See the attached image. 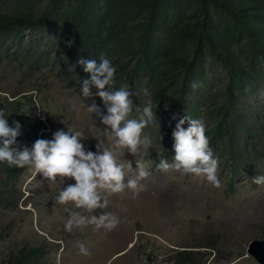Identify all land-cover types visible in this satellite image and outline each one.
<instances>
[{
    "label": "trees",
    "instance_id": "obj_1",
    "mask_svg": "<svg viewBox=\"0 0 264 264\" xmlns=\"http://www.w3.org/2000/svg\"><path fill=\"white\" fill-rule=\"evenodd\" d=\"M19 3L0 0V65H26L36 73L52 62L50 70L81 82L89 74L78 59L99 63L104 56L117 69L116 88L129 84V91L136 95L149 88L156 118L167 105L181 116L191 113L209 118L206 135L214 156L224 161L232 175L233 192L237 177L260 168L264 157V0H23L18 7ZM29 31L46 37L28 42ZM212 63L226 72L220 90L213 85ZM193 82L199 87L192 88ZM23 93H0V109L10 126L14 121L22 125L14 146L31 149L37 139L54 132H43L47 128L37 119L32 97ZM23 172L24 168L0 162V175L7 174L6 181L0 180V190H5L0 202L13 203L6 189ZM257 239L261 237L251 242ZM196 254L178 251L172 264H197ZM6 258L1 264H42L43 253L41 248L25 246Z\"/></svg>",
    "mask_w": 264,
    "mask_h": 264
},
{
    "label": "rangeland",
    "instance_id": "obj_2",
    "mask_svg": "<svg viewBox=\"0 0 264 264\" xmlns=\"http://www.w3.org/2000/svg\"><path fill=\"white\" fill-rule=\"evenodd\" d=\"M22 6L20 0L18 7ZM42 37L46 36L39 32L26 34L28 42H38ZM212 64L213 85L220 90L226 82V72L219 64ZM52 65L51 62L36 73L29 72L26 65L22 68L16 63L0 65L1 95L22 90L23 95L32 97L37 119L44 121L47 128L43 132H81L86 151H96V138H104L106 145H110L104 132L106 126L88 113L81 102V82L73 75L50 70ZM130 99L142 107L146 97L139 92ZM95 102L106 115L98 97ZM84 103L90 104L91 100ZM174 115L177 120L182 117L172 105H167L156 118L158 124H150L143 130L152 140L148 158L154 163L150 176L141 181L136 194L128 189L116 194L102 193L108 199V206L92 214L98 216L105 211L117 216L120 223L112 231L94 225L67 231V219L82 210L72 204L57 205L53 198L62 187L74 184V180L66 178L62 185L59 177L55 182L47 181L24 167L20 177L9 182L11 188L6 189L10 190L13 203L0 202V264L9 253L25 246L42 249V264H172L176 252L182 250L198 253L193 256L197 264H258L252 257H245L251 239L264 240V185L252 182L254 176L264 175V157L260 168L237 177L233 182L234 192L232 175L220 158L219 188L195 174L159 171L155 164L161 158L171 163L175 155L171 136L177 122L172 119ZM188 116L202 119L206 129L211 124L204 115L189 113ZM183 127L186 129L188 125ZM52 136L45 138L51 140ZM119 158L122 162L134 159L126 150L119 153ZM5 178L7 174L2 173L0 180ZM4 192L0 190V195ZM79 244L91 254H80ZM242 254L246 255L239 257Z\"/></svg>",
    "mask_w": 264,
    "mask_h": 264
},
{
    "label": "clouds",
    "instance_id": "obj_3",
    "mask_svg": "<svg viewBox=\"0 0 264 264\" xmlns=\"http://www.w3.org/2000/svg\"><path fill=\"white\" fill-rule=\"evenodd\" d=\"M99 61L78 59L77 63L89 74L88 79L81 80L80 95L87 112L97 116L100 123L106 126L104 132L110 145H106L104 138H96V151H86L81 143L84 139L81 132L58 130L51 140L37 139L31 149L27 146L16 147L14 145L21 134L22 125L14 121L10 126L5 111L0 109V162L17 168L27 166L35 175L39 173L47 181L55 182L59 177L62 185L66 178L74 180V184L62 187L53 198L57 205L72 204L82 210L67 219L65 229L69 232L74 227L87 225L107 231L115 229L120 223L117 216L105 211L98 216L92 214L94 210H104L108 206V199L102 193L116 194L128 189L136 194L141 181L150 176L154 163L148 158L152 140L143 134L147 126L157 123L149 88L141 89V94L146 97L143 106L134 105L130 96L136 93L129 91V84L115 87L117 69L111 60L101 56ZM191 87L195 89L199 85L193 82ZM95 97L100 98L106 115L101 113ZM85 100H91V103L86 105ZM133 112L135 116L131 115ZM172 119L177 120V117L174 115ZM186 122L188 127L185 129L183 125ZM171 136L175 153L173 161L169 163L161 158L155 164L156 169L202 176L212 186L219 188V157L214 156L210 147L204 121L183 114L177 120ZM123 150L134 159L122 162L119 153ZM252 182L258 186L264 185V175L254 176ZM65 211L69 209L65 208ZM78 247L80 254H91L83 244Z\"/></svg>",
    "mask_w": 264,
    "mask_h": 264
},
{
    "label": "water",
    "instance_id": "obj_4",
    "mask_svg": "<svg viewBox=\"0 0 264 264\" xmlns=\"http://www.w3.org/2000/svg\"><path fill=\"white\" fill-rule=\"evenodd\" d=\"M252 257L258 264H264V240H254L247 247V257Z\"/></svg>",
    "mask_w": 264,
    "mask_h": 264
}]
</instances>
